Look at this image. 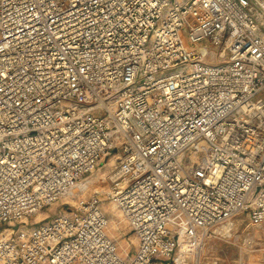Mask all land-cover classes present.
Returning a JSON list of instances; mask_svg holds the SVG:
<instances>
[{"label":"built area","instance_id":"built-area-1","mask_svg":"<svg viewBox=\"0 0 264 264\" xmlns=\"http://www.w3.org/2000/svg\"><path fill=\"white\" fill-rule=\"evenodd\" d=\"M241 213L264 225V0H0V264H185Z\"/></svg>","mask_w":264,"mask_h":264},{"label":"rangeland","instance_id":"rangeland-1","mask_svg":"<svg viewBox=\"0 0 264 264\" xmlns=\"http://www.w3.org/2000/svg\"><path fill=\"white\" fill-rule=\"evenodd\" d=\"M202 44L207 45L206 42ZM214 51L217 53L218 49ZM207 62L218 63L217 60L209 59ZM186 157L187 164L195 163V159L188 163V154L183 159L186 160ZM117 162V156L113 157V153L105 157L90 176L84 177L82 184L88 182V189L81 196L86 197L95 190L102 192L107 186V176ZM113 205L109 201L102 205L109 220V235L115 239L119 252L126 251L131 254L136 240L133 232L122 221L119 211L113 209ZM61 210V201L44 208L27 221V229L34 228L43 219L52 220ZM161 262L164 263L165 260L162 259ZM185 264H264V225L252 224L247 214L241 213L220 226L216 234L205 242L203 249L190 257Z\"/></svg>","mask_w":264,"mask_h":264},{"label":"bare ground","instance_id":"bare-ground-1","mask_svg":"<svg viewBox=\"0 0 264 264\" xmlns=\"http://www.w3.org/2000/svg\"><path fill=\"white\" fill-rule=\"evenodd\" d=\"M114 160V159H113ZM115 164V163H114ZM91 178V177H90ZM86 188V186H84V187H80V189L81 190H83V189H85ZM114 206V208L116 209V207H115V205H113ZM226 228H224V230H225Z\"/></svg>","mask_w":264,"mask_h":264},{"label":"crops","instance_id":"crops-1","mask_svg":"<svg viewBox=\"0 0 264 264\" xmlns=\"http://www.w3.org/2000/svg\"><path fill=\"white\" fill-rule=\"evenodd\" d=\"M113 209L115 210L114 206H113Z\"/></svg>","mask_w":264,"mask_h":264}]
</instances>
